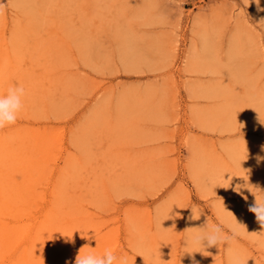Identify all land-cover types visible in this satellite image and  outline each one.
<instances>
[{
	"label": "rangeland",
	"instance_id": "obj_1",
	"mask_svg": "<svg viewBox=\"0 0 264 264\" xmlns=\"http://www.w3.org/2000/svg\"><path fill=\"white\" fill-rule=\"evenodd\" d=\"M15 85L0 264L105 249L127 264H264L249 211L264 193L255 0H0V93ZM206 224L223 243L186 246Z\"/></svg>",
	"mask_w": 264,
	"mask_h": 264
},
{
	"label": "clouds",
	"instance_id": "obj_2",
	"mask_svg": "<svg viewBox=\"0 0 264 264\" xmlns=\"http://www.w3.org/2000/svg\"><path fill=\"white\" fill-rule=\"evenodd\" d=\"M249 0H245L248 3ZM258 10L264 11L260 8L259 0H255ZM26 97V89L23 85H15L7 88L6 92L0 93V130L15 125L20 113L24 108V98ZM258 162L264 160V157H257ZM261 193V192H260ZM256 195V194H255ZM249 211L255 214L256 220L264 226V193L260 196L256 195V201L249 206ZM190 219H193L191 217ZM207 242L208 247L219 246L223 243V238L216 226L201 227L192 237L186 241V246L193 244L202 246ZM193 253V252H188ZM75 264H127L125 257H117L111 249H105L103 253L97 254L95 252H85L76 257ZM192 264H199L193 257ZM233 264H246V262L234 261Z\"/></svg>",
	"mask_w": 264,
	"mask_h": 264
},
{
	"label": "bare ground",
	"instance_id": "obj_3",
	"mask_svg": "<svg viewBox=\"0 0 264 264\" xmlns=\"http://www.w3.org/2000/svg\"><path fill=\"white\" fill-rule=\"evenodd\" d=\"M3 227V226H2ZM23 229H25V228H21L20 226H19V224H14V226H11L9 229H7V232L6 233H9V236H10V239L11 238H13L14 236L17 238L19 235H20V233H22V230ZM27 229V228H26ZM40 229V228H39ZM3 230H5V229H3ZM2 230H0V233H2L1 232ZM6 231V230H5ZM38 231V230H37ZM41 233V232H40ZM39 233V234H40ZM5 235H7V234H5ZM2 236H4V235H2ZM2 236H0V237H2ZM8 236V235H7ZM37 236V235H36ZM21 237H22V235H21ZM5 238V237H4ZM8 238V237H7ZM14 239V238H13ZM19 239V238H18ZM6 240V239H5ZM7 241V240H6ZM11 241V240H10ZM13 241V240H12ZM33 241H35V239L33 238ZM6 243V242H5ZM8 249V248H7ZM25 249V248H24ZM27 249V248H26ZM24 253V252H23ZM20 256H21V253H20ZM24 259L25 258H23V261H24ZM22 260V259H21ZM26 261V260H25ZM24 261V262H25ZM17 262V261H16Z\"/></svg>",
	"mask_w": 264,
	"mask_h": 264
}]
</instances>
